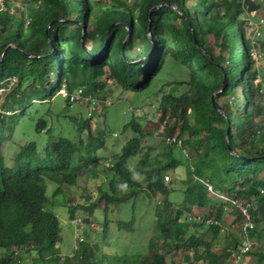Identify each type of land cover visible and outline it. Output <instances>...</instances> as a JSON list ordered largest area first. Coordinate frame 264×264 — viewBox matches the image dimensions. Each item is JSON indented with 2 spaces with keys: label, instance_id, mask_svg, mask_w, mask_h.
I'll return each instance as SVG.
<instances>
[{
  "label": "trees",
  "instance_id": "1",
  "mask_svg": "<svg viewBox=\"0 0 264 264\" xmlns=\"http://www.w3.org/2000/svg\"><path fill=\"white\" fill-rule=\"evenodd\" d=\"M256 7L251 0H25L18 13L0 9V83L5 82L0 87L5 91L0 103V264H129L127 256L118 254L96 257L86 237L78 239L75 250L62 258L53 198L75 186L86 168L95 163L84 155L83 164H73L82 141L53 135L49 127L47 139L18 145L12 158H6L1 145L11 138L20 120L30 119L28 108L35 101L49 102L62 84L73 89L87 76L95 85V79L107 74L125 89L145 90L168 57L187 68L190 76L177 82L184 90L177 92L176 88L177 93L165 94L158 102L161 121L167 120L165 134L189 133L191 139L186 142L193 141L202 150L194 168L186 166L190 175L181 201L165 200L156 206V236L148 243L150 264H168L169 252L181 254L180 263L225 264L237 238L231 235L232 246L220 251L212 247L232 199L247 205L254 225L249 229L250 238H264L260 229L264 222V71L260 74L261 68L254 66L255 60L262 58L264 37L249 39L248 20L242 17ZM209 35L214 37L212 43H208ZM224 74L226 85L213 98L219 112L211 96ZM44 117L35 120L34 136L48 124ZM67 118L76 122L78 131L88 128L93 120L89 117L78 123V117ZM128 126L137 134L112 159L111 193L98 189L91 204L72 201L68 205L75 227L83 220L78 208L91 214L103 201L105 231L109 205L138 195L139 189L133 187L139 183L133 180L127 161L137 153L144 132L136 118L124 124L121 132ZM26 131L23 128L22 133ZM162 146L161 159L155 156L148 161L143 153L139 164L149 192L167 195L174 188L165 183L164 175L174 171L180 160L164 140ZM117 181L130 191L117 194ZM205 182L225 200L211 196ZM48 183L55 185L52 196L47 194ZM192 206L206 207L207 214L200 221H190ZM162 212L164 220L159 221ZM237 213L235 224L243 220L239 209ZM209 218L218 224L205 225ZM117 225L132 230L133 221L118 220ZM262 243L257 250L252 244L246 253L255 256L256 264H264V240Z\"/></svg>",
  "mask_w": 264,
  "mask_h": 264
},
{
  "label": "rangeland",
  "instance_id": "2",
  "mask_svg": "<svg viewBox=\"0 0 264 264\" xmlns=\"http://www.w3.org/2000/svg\"><path fill=\"white\" fill-rule=\"evenodd\" d=\"M3 0H0V9H6L19 12V8L23 5L25 0H4V5L1 4ZM108 2L110 0H103ZM130 1V0H125ZM257 4V7L243 13V19L248 20L247 37L249 39H256V37H264V0H251ZM192 3V2H191ZM114 17H117L115 14ZM25 19L29 20V14L25 16ZM252 24V25H251ZM127 37V36H126ZM208 43H212L214 40L213 35H209ZM126 39V38H125ZM87 48H90L89 44H86ZM217 50V49H216ZM226 54V52H224ZM261 60H255L254 66L261 68L260 74L264 71V50L261 54ZM171 58L168 57L164 61L162 69L155 76L152 83L145 90L133 91L123 88L113 78L107 74L95 79V85L92 84V80L85 77L83 84H77V86H85V92L94 98L102 100H108L109 104L104 107H92L86 104L73 103L68 105L65 98L56 94L51 98L49 102L35 101L32 107H29L28 118L20 120V122L14 127V134L11 138L2 143L1 149L6 153V158H12L15 149L18 145L25 143L26 141L36 139L42 141L48 138L45 134L49 127L53 130V135H63L78 143L82 141V148L79 149L78 155L73 161L74 165H81L84 163V155L95 162L92 166H88L85 171L80 175V179L75 186L68 188V190L55 196L53 198L52 210L57 214L60 225V241L59 247L61 250L62 258L75 250L78 244L77 240L85 238V242L90 244V252L96 257H100L101 253L108 255L118 254L127 256L129 264H133V256L138 259V264H149L144 257H148L150 245L148 243L154 240L155 233V211L156 206L164 204L165 200H170L175 204L179 203L183 197V190L186 187L184 183L187 176L190 175V168H194L195 161H197V153L201 149V146L196 145L193 141L188 144L187 139H191L190 134L184 136L174 132V136L181 140L179 146H175L167 143L163 136H166L165 130L159 131L161 122V112L158 108V102L161 97L171 92H179L184 90L183 86L177 84L179 81L188 80L189 70L180 63L170 62ZM261 78L258 77V80ZM1 81L0 87L4 84ZM179 85V86H178ZM75 86V88L77 87ZM175 87V88H174ZM220 87V86H219ZM221 91L223 88H219ZM177 88V92L175 91ZM74 89V88H73ZM172 89H174L172 91ZM215 90L212 94L213 97L219 92ZM2 88H0V103L4 96ZM2 93V94H1ZM236 96V91L233 93ZM212 97V96H211ZM223 99H218L221 102ZM100 105V104H98ZM88 112L91 113L89 121V127H84L81 131H78V127L75 121L68 119L67 117H78V123L85 121ZM45 115L44 119L47 121L41 129V133L34 136V123L37 118ZM136 118L140 125L141 131L144 132L143 137L139 136V144L137 153L131 156L127 165L131 170V176L134 181L139 184L133 188H138L139 193L137 196L127 199L121 203H114L109 205L107 217L109 219L108 225L104 231V202L98 203L97 207L90 214L83 209H77V214L81 217L82 224L79 227H75L69 218L68 205L74 201L76 204L88 205L95 201L98 196V189L111 193L109 181L113 178V172L109 170L112 165L113 157L121 151L122 146L130 138L135 137L136 131L128 126L125 132H121L124 124L130 123ZM167 121V120H166ZM192 123V118L189 119ZM49 125V126H48ZM169 125V124H168ZM166 126V124H165ZM23 128L27 129L22 133ZM25 131V130H24ZM8 135V133L6 134ZM202 135V133H201ZM200 135V136H201ZM162 140L166 144L172 147L174 150V157L180 160V165L176 167L174 171L169 170L165 176H168V180H165L167 185H171L174 190H171L169 194L163 195L161 193L152 194L146 188V182L144 181V174L140 172L139 160L142 158L143 153H147L148 161L153 157L162 158L161 153L163 150ZM151 146V147H149ZM150 148L151 150H147ZM148 151V152H147ZM185 152L189 158L185 157ZM82 159H81V156ZM109 162V166L106 165ZM189 165V169L186 167ZM152 166V164H150ZM108 167V168H106ZM118 180V178H117ZM119 190L117 194L130 191L129 187H126L121 181L116 182ZM55 185L52 183L47 184V194L51 193ZM132 189V188H131ZM210 196V195H209ZM242 201L241 203H244ZM244 209V206H241ZM238 208L236 205H229L223 212V222L220 235L217 236L213 242L212 249L222 250L224 248V240L227 235H234L237 238V245L239 242V235L241 233L243 220L239 224L234 223V219L238 216ZM208 209L206 207L200 208L196 206L191 207L189 215L193 217L190 221H200L206 214ZM159 221L164 220V212L158 218ZM157 219V220H158ZM133 221L132 230L125 228L123 225H117V221ZM209 222H205L207 225ZM234 224L232 227L231 225ZM261 230L264 231V222L260 223ZM82 231L83 235H79L76 231ZM205 227L201 232H204ZM158 235V232H157ZM211 238V234L208 233V239ZM231 240L232 237L230 236ZM264 238H252V244L255 250L256 246H262ZM158 241V240H157ZM241 241V239H240ZM261 244V245H260ZM156 247L159 248L157 243ZM94 257V255H93ZM174 257V258H173ZM173 258V260H171ZM179 258H182L181 254L175 256L174 252H169L167 255L168 264H188L183 261L180 263ZM24 262H29L28 258H24ZM136 262V263H137ZM98 264H107L106 262ZM242 264H256V258L254 255H246L242 260Z\"/></svg>",
  "mask_w": 264,
  "mask_h": 264
},
{
  "label": "built area",
  "instance_id": "3",
  "mask_svg": "<svg viewBox=\"0 0 264 264\" xmlns=\"http://www.w3.org/2000/svg\"><path fill=\"white\" fill-rule=\"evenodd\" d=\"M4 5V0L2 1V3ZM57 94H59L60 96H62L63 98H65V100L67 101V103L69 105H72L73 103H79V104H86L89 105L91 107H97V108H101L104 107L106 105L109 104L108 100H102V102H99V99L92 97L91 95L87 94L85 92V86H77L76 88L74 87V89H68L67 86L65 84H62L60 86V88L57 91ZM100 104V105H98ZM91 115L90 112H88V114L86 115L87 118H89ZM162 124L160 125L159 131L163 132V128H165V124H166V120H164L163 122H161ZM163 139L172 145L175 146H179L181 144V140L178 139L176 136L172 135V136H163ZM185 157H188V154L185 152L184 154ZM189 160H191L189 158ZM108 164V163H106ZM168 176H165L164 179L168 180ZM205 184L207 185L209 194L217 199L220 200H225L223 198V195H221L218 191H216L215 189H213V187L211 186V184H209L208 182H205ZM232 204L231 205H236V207L240 210L241 214L243 215V224H242V229H241V233L239 235L241 241L240 244L233 250H231L230 252V256L228 258V260L225 262V264H242V260L244 258V256L246 255L247 252H249L252 248V240L249 236V229L252 228L254 225L249 217V213L247 212V205H243L242 203H240V201L236 200V199H232ZM241 206H244V209H242ZM191 219H193V217H191ZM207 222H209V224H217L218 222L214 219H209L207 220ZM234 226V224H232V227Z\"/></svg>",
  "mask_w": 264,
  "mask_h": 264
},
{
  "label": "water",
  "instance_id": "4",
  "mask_svg": "<svg viewBox=\"0 0 264 264\" xmlns=\"http://www.w3.org/2000/svg\"><path fill=\"white\" fill-rule=\"evenodd\" d=\"M171 6L177 11V12H179V10L176 8V5L175 4H171ZM151 14H152V11L149 13V15H148V19H149V25H148V29H147V32H148V34L150 35V22H151ZM54 22V20H52L47 26H46V34H48V29H49V27H50V25L52 24ZM130 34V33H129ZM129 34L127 35V37L126 38H128L129 37ZM151 38V37H150ZM150 54H151V52L147 55V56H150ZM1 56H2V54H1ZM1 56H0V59H1ZM144 58L145 57H143V58H140V59H138L137 60V62H142L143 60H144ZM226 85V76H225V74H224V78H223V82H222V84L220 85V87L219 88H223L224 86ZM220 89H218V91H219ZM214 95V94H213ZM213 95H212V97H211V101H212V103H213V105H214V107H216V109L219 111V112H221V110L214 104V101H213Z\"/></svg>",
  "mask_w": 264,
  "mask_h": 264
},
{
  "label": "crops",
  "instance_id": "5",
  "mask_svg": "<svg viewBox=\"0 0 264 264\" xmlns=\"http://www.w3.org/2000/svg\"><path fill=\"white\" fill-rule=\"evenodd\" d=\"M224 229V228H223ZM221 233V232H220ZM220 235V234H219ZM230 236L231 235H227V237H226V239L224 240V247H228V246H232V242H231V238H230ZM136 256H133V264H138V259L137 258H135ZM144 259L146 260V262L147 263H149L150 262V258H149V256L148 257H144ZM137 262V263H136ZM150 264V263H149Z\"/></svg>",
  "mask_w": 264,
  "mask_h": 264
},
{
  "label": "clouds",
  "instance_id": "6",
  "mask_svg": "<svg viewBox=\"0 0 264 264\" xmlns=\"http://www.w3.org/2000/svg\"><path fill=\"white\" fill-rule=\"evenodd\" d=\"M57 94V93H56ZM68 104V103H67ZM69 105V104H68ZM70 106V105H69ZM106 163H108V164H106L107 166H109V162H106ZM195 178H197V177H195ZM165 181V180H164ZM191 219V216L189 215V220ZM209 219H213V218H209ZM209 219H207V220H209ZM215 220V219H214ZM234 221V220H233ZM209 224V223H208ZM218 224V223H217ZM217 224H213V225H217ZM232 226V225H231ZM224 229H223V227H221V231H223ZM251 240H252V238H251ZM239 242H240V237H239ZM238 245H236V247H237ZM235 249V248H234ZM231 250H233V249H231ZM231 252V251H230ZM229 256H230V253H229ZM229 256H228V258H229ZM246 256V255H245ZM228 260V259H227Z\"/></svg>",
  "mask_w": 264,
  "mask_h": 264
},
{
  "label": "bare ground",
  "instance_id": "7",
  "mask_svg": "<svg viewBox=\"0 0 264 264\" xmlns=\"http://www.w3.org/2000/svg\"><path fill=\"white\" fill-rule=\"evenodd\" d=\"M92 108V107H91Z\"/></svg>",
  "mask_w": 264,
  "mask_h": 264
}]
</instances>
